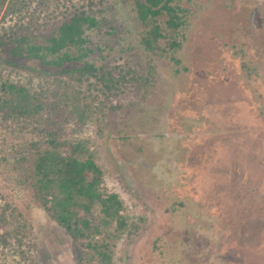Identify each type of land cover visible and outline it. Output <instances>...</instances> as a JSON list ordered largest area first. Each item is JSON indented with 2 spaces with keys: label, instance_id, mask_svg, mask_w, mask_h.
<instances>
[{
  "label": "rangeland",
  "instance_id": "rangeland-1",
  "mask_svg": "<svg viewBox=\"0 0 264 264\" xmlns=\"http://www.w3.org/2000/svg\"><path fill=\"white\" fill-rule=\"evenodd\" d=\"M83 1L0 10V85L24 87L43 104L34 116L0 110V208L12 206L25 224L22 246L9 238L0 246V264H76L86 248L34 198L27 156L60 87L77 85L10 54L13 35L42 43ZM98 1L89 58L115 72L131 67L138 83L110 97L106 112L93 80L79 87L90 112L82 122L69 116L64 138L85 144L101 190L123 204L128 228L112 264H264V0L173 1L185 24L171 52L164 40L144 49L133 0ZM166 19L153 22L163 28Z\"/></svg>",
  "mask_w": 264,
  "mask_h": 264
},
{
  "label": "trees",
  "instance_id": "trees-1",
  "mask_svg": "<svg viewBox=\"0 0 264 264\" xmlns=\"http://www.w3.org/2000/svg\"><path fill=\"white\" fill-rule=\"evenodd\" d=\"M95 1L85 0L80 7H74L42 43L21 35L10 39L13 58L58 69L60 75L77 85L60 87L63 90L56 110L37 130L40 139L30 142L27 149L34 198L72 240L86 241L85 251L75 252L76 264H112L114 242L128 228L119 197L101 190L102 172L85 144L64 138L68 117L82 122L90 112L79 87L93 80L95 87H100L104 97L101 109L106 112L110 97H117L127 85L138 83L131 67L115 72L97 66L89 58L95 51L89 33L97 30L101 21L93 13ZM173 1L133 0L136 21L145 32L141 40L145 50L154 51L159 40H164L165 49L170 52L178 49L179 42L172 34L177 35L185 21ZM6 2L10 7L23 0H0V10ZM160 16L167 18L163 28L154 23ZM0 90L10 93L9 98L0 97V110L32 116L43 110V104L32 101L33 95L24 87L3 83ZM19 216L10 205L0 208V246H7L8 238L22 246L25 224L17 219Z\"/></svg>",
  "mask_w": 264,
  "mask_h": 264
}]
</instances>
